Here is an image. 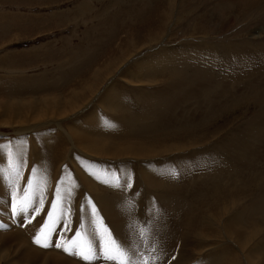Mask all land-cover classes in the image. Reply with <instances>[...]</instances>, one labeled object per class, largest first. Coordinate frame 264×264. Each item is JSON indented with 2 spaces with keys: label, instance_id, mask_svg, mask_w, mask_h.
I'll use <instances>...</instances> for the list:
<instances>
[{
  "label": "bare ground",
  "instance_id": "6f19581e",
  "mask_svg": "<svg viewBox=\"0 0 264 264\" xmlns=\"http://www.w3.org/2000/svg\"><path fill=\"white\" fill-rule=\"evenodd\" d=\"M155 1L127 0L118 13L103 20L100 27L103 41L111 39L118 26L138 25ZM179 4L183 13L176 18L175 31L168 30L167 36L163 34V38L169 36L164 47H159L160 34L154 33L155 37L150 34L149 41L158 40L154 45L134 47L130 54L125 53L112 64L96 69L94 80L70 98L44 101V116L38 115L39 102L35 99L0 102V130L19 129V138L12 142L10 150H0V216L9 223L16 222V217L3 211V207L11 210L13 190L21 180L27 179L32 185L29 195L34 200L44 198L50 189V193L55 191V202L59 205L69 200L71 205L80 201L77 211L71 207L72 222L65 230L71 240L81 233L95 242L101 236L107 239V233H111L134 257L135 264L185 261L184 250L187 252L191 244L203 242L200 233L204 231L197 229L196 234L190 231L196 227V217L208 225L221 222L218 230L229 248L201 264H232L229 259L232 248L243 255L244 264H264V36H259L264 32V0H176L175 6ZM105 6L106 10L115 8L114 2ZM238 16L243 18L241 28L220 36L218 33L231 27L239 20ZM214 17L219 21L217 31ZM258 25L261 30L251 33L248 39L243 38ZM173 33L189 35L171 45L169 34ZM195 33L201 36L194 38ZM90 44L99 53L98 39L93 37ZM171 46L175 47L172 51ZM156 48L158 51H154ZM90 51L93 54L94 49ZM132 61L136 62L130 67ZM124 63L127 65L120 69ZM118 78L135 86L132 92L129 90L132 98L121 96L115 83ZM253 108L257 115L244 121V129L223 134L226 141L221 144L215 142L199 149L202 142L192 139L190 143L197 147L185 153L191 144L186 147L180 140H177L180 145H164L167 149L148 143L154 137H182L192 131L204 136L210 132L211 122L229 121L234 114L242 110L245 114ZM73 114H77L78 120L65 130L61 121ZM52 123L65 133L74 151L64 153L58 162L45 151L51 145L50 138L53 143L55 129L38 130ZM29 136H32L33 155L26 156L23 149ZM63 143L64 137L57 135L54 141L57 149ZM4 152L10 166L3 159ZM65 158L73 166V173L64 163ZM32 161L35 165L31 168ZM130 161L140 162L137 180L132 175ZM138 181L143 190L138 189ZM256 182L260 190L252 194L251 185ZM76 183L85 190L82 199H77L80 193L75 189ZM143 199L145 204L141 203ZM212 204L218 208L216 214L209 209ZM230 210L232 213L227 216L226 211ZM205 212L210 213L206 216ZM20 214L33 225L39 216L34 212ZM57 223L49 220L46 227L57 228ZM3 224L0 219V226ZM52 235L51 232L49 238ZM62 236L63 232H59L51 243H60ZM3 252L6 260L17 258L23 264H76L73 259L32 248L18 231L0 235V256ZM99 260L103 261L97 259L92 264H100Z\"/></svg>",
  "mask_w": 264,
  "mask_h": 264
},
{
  "label": "rangeland",
  "instance_id": "374dc122",
  "mask_svg": "<svg viewBox=\"0 0 264 264\" xmlns=\"http://www.w3.org/2000/svg\"><path fill=\"white\" fill-rule=\"evenodd\" d=\"M123 1L125 2L123 3ZM110 2H114L115 8L114 9L112 8L113 10L112 9L106 10L105 5L109 4ZM175 3L176 0H165V1L163 0V2L162 0H156L153 6L151 7L150 11L148 12V14L144 15L143 18L141 17V19L139 20L140 21L138 22L139 26L135 24H133L132 26H127V28H125L126 26L124 27L118 26V28H116L117 29L116 34L113 37H111L112 40L110 38H106L107 40L105 39V41H103L104 36L103 34L102 36L100 34L102 33L100 27L103 23V20L112 14L118 13L120 10V6L123 4H127V0H116V1L114 0H0V102H6L9 100L32 102V100L35 99L39 102L38 115L40 117L44 116L45 115V110L43 107L44 101L48 100L51 103V100L52 101L54 100L53 98H63V99L70 98V95L72 96L74 92L79 91L80 89L83 88V86L89 85L94 80L95 75L93 74L96 72V69L98 70L100 67L102 68L107 64H112L116 60L124 57L125 53L130 54L133 51L134 47L139 49V47L141 48L142 45H146V44L150 46L154 45V42L157 43L158 40L149 41L150 34L152 33L160 34L159 38L160 40H162V43L161 45H159V47H164L163 44L167 41V38L169 36L163 38V34L164 36L165 35L167 36L168 34L166 32L168 30L173 32L175 31L174 28L176 27L175 24L176 18L179 13H180L179 17H181L184 10L183 9L182 12H180L179 7L181 4L175 6ZM88 8L90 9V11ZM108 12L109 15H107ZM240 17L241 16L237 17V19L239 18V20L235 21V23H233L231 27L226 28L224 31L218 34L220 36H224L226 34H230L231 32H234L235 29L238 30L239 28H241L242 26L241 24H243L241 19L243 18ZM214 20L216 24L215 30L217 31L216 28L218 27L219 21L217 20V17H214ZM259 29H260L259 25L252 27L249 31L245 33L246 35L244 34L243 38L248 39L251 36V33L254 34L253 32L256 31L258 32ZM92 30L93 32L90 33V31ZM97 32L100 35L97 34ZM197 34L198 33H195L194 35ZM169 35L171 38L169 43L171 45H176L177 43L181 42L182 39L186 38L185 36L189 35V33H173ZM173 35H177V36L172 38L171 36ZM200 36L201 35H197L194 38H199ZM241 36L242 34L240 35V37ZM259 36H264V32L262 31ZM93 37L95 39L97 38L100 43L99 45L100 47L97 46V48L99 47L98 48L99 53L96 52L97 49H95V46H91L90 44L91 39ZM187 38H191V37H187ZM111 43L113 44L111 45ZM89 47L94 49L93 51V54L95 53L94 55L91 53L90 51L91 48ZM173 48L175 49L174 46H171L169 47V50L172 51ZM158 49L159 48H156L154 49V51H158ZM80 51L83 53H81ZM145 55H150V53H147ZM83 58H85L86 60H84ZM139 59H141V57L136 59V61ZM130 60L126 62L127 63L130 62ZM136 61H132L131 63H129L130 67L134 65ZM126 65L127 64L124 63L120 69H123ZM76 80H78V82ZM161 81L162 80H160V82ZM115 83H117V88L119 87L118 90L119 92L121 91L120 94L122 97L124 98L133 97L132 94H130V92H132V89L135 86L126 83L123 79H119V78ZM157 83L159 84V81ZM55 84L58 85V88L56 87ZM59 84H61V86ZM68 84L70 85L68 86ZM129 90L131 91L129 92ZM96 105L99 106V104ZM256 113H257L256 108L255 109L253 108V111L252 110L251 111L249 110V112L247 111V113L245 114L244 111L242 110V112H239V114L237 115L234 114L233 116H231L233 119L230 117L229 121H220V123L213 121L211 122V125L208 129V132L209 131L210 132L208 134L205 133L204 136L199 137L198 132L192 131L182 137L177 136V135H181L179 133L175 135L177 137L174 138L172 137L170 138L169 136H168L169 138H163V137L161 138L160 136L157 138L154 137V139L150 138L151 142L148 143L150 146H154L156 148H161V149L166 148L164 145L175 146L174 143H177V140H180L182 143L186 144L185 145L186 147H188L191 144L190 141H192V139L199 140L200 142H202L200 143V145H198L199 149L207 147L211 143L215 144V142L216 144L218 142H220L221 144L226 141L225 136L228 135L231 131L233 133H236L239 130L244 129L246 127L244 121L247 118L250 119L254 115H257ZM74 115L75 114L70 115L69 117L61 121L64 129L66 128L65 130H69L70 125L73 123V121L78 120L76 118L77 114L75 116ZM39 128H40L38 129L39 131L43 129L45 130L46 128L55 129L53 134L54 137L53 143L50 138L49 142L51 143V145H47L45 151L49 155H53L54 158L56 159V162L62 160L61 157H63L64 153L65 155L66 153H74V151H72L73 147L71 142L67 139V137H65L66 136L65 133L62 130H60L58 125L52 123L50 126H46V127L43 126ZM17 130L19 129L13 130L12 128H2L0 130V150L3 148L4 149L6 148L5 150H10L11 148L10 146L12 142L14 140L17 141L19 138L17 137ZM59 134L64 137V143L62 146H60L59 149H57V145L54 144V141L56 136ZM27 140L29 141L26 144V146L27 145L29 146L27 147L25 146V149H23V153L26 156L28 154L33 155L32 153L33 149L31 146L32 144L30 142L32 140V136H29ZM177 144L180 145L179 142ZM178 146L176 147L178 148ZM196 147L197 145L191 144L188 150L185 149L184 152L185 153L191 152V150ZM21 150L22 147H20V149L18 150L20 151L18 152L20 155L22 153ZM249 150L252 149L249 148ZM208 151L210 150L208 149ZM4 153H3V159L7 163V165L10 166L11 163L10 159L6 155V153L5 154ZM173 153H178V152H173ZM176 155L177 154H175L174 157H176ZM65 162L67 166L73 170L72 171L73 173L74 168L69 163L68 159L65 158L64 163ZM129 163H130L129 166H131L130 168L133 169L131 171L133 172L132 175H134L136 179V173H137L136 169L137 167H139L140 162L130 161ZM23 164L25 165V163ZM34 165H35V161H32V163H30V167L32 168ZM137 183H138L137 184L138 189L143 190L141 181H138ZM27 185H28L27 179L21 180L19 182L17 187L18 192L16 194L14 203L18 204L24 198L25 193L23 189H25ZM74 186L77 187V188L75 187V189L76 190L78 189L77 191L80 193L77 199H82V196L85 194V190L82 189L81 186L78 185L77 183L74 184ZM251 188L252 190L250 192L252 194H256L260 190V187L257 182L253 183L251 185ZM50 192L51 190L47 189L45 197L42 198L44 202L42 206V210L39 212V216L36 217L37 218L36 224L34 225L28 221L27 217L23 218L22 214H14L12 207L13 204L9 206L12 211L3 207V211L6 210L10 215L16 217V222L9 223L5 219V217L0 216V219H2L4 222V224L0 226V235H3L4 233H15L18 231L21 237L23 238V240L27 244H29L32 248L40 252L43 251L42 253H46V254L54 253L65 258L73 259V261L76 264H88V262L84 260H80L78 256L69 255L68 253L64 252L63 248H59V249L53 247L42 248L33 242L37 234H41V237L43 239L44 235H46V233L49 232L50 230L53 234L52 238H50L51 241L55 239L56 235L59 232L60 233L63 232V237L66 238L60 240V243L62 245L66 243V240L67 241L71 240V236L70 235L68 236L65 230L66 227L68 226V223L72 222V218H70L71 207L74 211H77L80 201L78 202V200H76L74 201L73 205H71V201L69 200L65 202L63 205L62 204L59 205L58 202H55L56 201L55 191H53L52 193ZM3 202L6 203L5 200H3ZM145 202L146 200L143 199L141 203L145 204ZM221 206L223 205L221 204ZM211 207H213V209ZM209 209L214 214H216V212L218 211V208H216L213 204L209 205ZM62 213L64 214L61 215ZM209 213L205 212L206 216ZM231 213H232L231 210L229 212L226 211L227 216ZM49 216H51L52 218L49 219ZM53 219L58 221L57 224H59V226L57 228L53 227L47 229L48 228L46 227L47 222ZM200 221L201 220H199V218L196 217L194 225L198 227L196 228L194 226V229L192 227L190 228V231L192 229L193 233L195 234L200 229L201 231H204V233H200V235L203 236V242H200L199 243L200 245L198 243L191 244L188 247L189 251L187 252L186 250H184L185 258L186 256L187 258L185 261H183L180 264H201L200 263L201 261H205L210 258H212L210 260L212 261L214 257L215 258L219 257L226 248L229 249L228 247H225L224 240L221 236V231L218 230L221 227V222L220 224L217 225L216 223L212 225L211 224L208 225V224H204L203 221L200 223ZM23 223H27V225L22 226ZM41 230H43V232H41ZM201 239L202 237L199 240ZM230 251L231 254L229 256V259L232 262V264H244L243 255L237 249L232 248L230 249ZM3 254L2 256H0L1 258L0 264H6V263L23 264L17 258H15L14 260H6L4 258L5 252H3ZM99 263L107 264L104 262V260L103 261L99 260ZM169 264H177V263H169Z\"/></svg>",
  "mask_w": 264,
  "mask_h": 264
},
{
  "label": "snow or ice",
  "instance_id": "6c2138e0",
  "mask_svg": "<svg viewBox=\"0 0 264 264\" xmlns=\"http://www.w3.org/2000/svg\"><path fill=\"white\" fill-rule=\"evenodd\" d=\"M31 182H28V186L23 189L25 195L24 199L18 204L13 203V213L20 214L26 212H34L37 215L42 210L43 200H34L29 195V190L31 189ZM17 194V189L13 190V199L15 200ZM55 207V206H54ZM92 211L95 212V206H93ZM52 217L49 216V219ZM31 220V218H30ZM43 232V230H41ZM107 232V229H105ZM50 233L44 235L43 239L41 234H37L34 238V243L39 245L42 248H63V251L69 255L79 256L88 264H92V261L97 259H102L104 261L114 262V264H135L134 257L129 255V252L125 247L118 242L115 238H112L111 233H107L108 238L99 237L93 242L91 239H87L81 236V233H76L75 237L71 241H67L64 245L57 242L55 245L51 243ZM96 233H99V229H96ZM60 239H66L65 237H60Z\"/></svg>",
  "mask_w": 264,
  "mask_h": 264
}]
</instances>
